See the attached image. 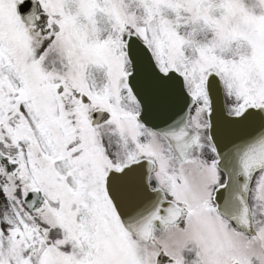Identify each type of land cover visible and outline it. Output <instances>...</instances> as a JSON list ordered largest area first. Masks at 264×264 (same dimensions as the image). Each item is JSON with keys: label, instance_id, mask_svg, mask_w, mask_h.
<instances>
[{"label": "snow or ice", "instance_id": "obj_1", "mask_svg": "<svg viewBox=\"0 0 264 264\" xmlns=\"http://www.w3.org/2000/svg\"><path fill=\"white\" fill-rule=\"evenodd\" d=\"M0 264H264V0H0Z\"/></svg>", "mask_w": 264, "mask_h": 264}]
</instances>
